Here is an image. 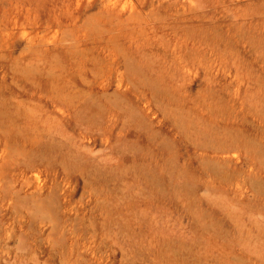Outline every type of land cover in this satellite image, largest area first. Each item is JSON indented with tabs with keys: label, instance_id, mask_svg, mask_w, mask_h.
I'll return each mask as SVG.
<instances>
[{
	"label": "rangeland",
	"instance_id": "rangeland-1",
	"mask_svg": "<svg viewBox=\"0 0 264 264\" xmlns=\"http://www.w3.org/2000/svg\"><path fill=\"white\" fill-rule=\"evenodd\" d=\"M0 264H264V0H0Z\"/></svg>",
	"mask_w": 264,
	"mask_h": 264
}]
</instances>
